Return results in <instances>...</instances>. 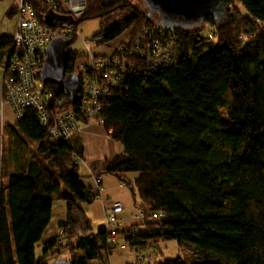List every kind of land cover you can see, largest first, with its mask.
I'll return each mask as SVG.
<instances>
[{
    "label": "trees",
    "instance_id": "trees-1",
    "mask_svg": "<svg viewBox=\"0 0 264 264\" xmlns=\"http://www.w3.org/2000/svg\"><path fill=\"white\" fill-rule=\"evenodd\" d=\"M27 1L42 23L43 1ZM235 2L237 8L225 9L219 23L206 17L197 29L168 31L174 50L168 65L152 66L130 54L143 31L156 24L139 0H84L71 24L70 43L77 23L98 19L99 31L88 39L92 49L118 38L122 48L114 57L135 63L129 77L97 102L98 122L121 153L89 173L113 176L141 214V226L123 235L136 254L133 264H145L149 254L144 251L167 240L188 244L195 257L157 264H264V0ZM11 14L12 7L5 15ZM204 27L205 36L200 34ZM10 38L0 34L1 66ZM75 53L67 49L64 73H75L81 59ZM141 70L144 76L136 74ZM43 87L60 110L72 109L59 86ZM12 133L35 142V153L55 179L36 196V162L29 161L24 173L1 176L0 264H47L45 259L64 245L69 252L63 260L72 264L101 257L107 262L106 235L90 232L81 207L96 196L71 161L72 155L81 160V147L72 140L76 134L66 142H50L29 108L15 120ZM127 173L136 174L131 183ZM52 196L64 205V219L56 226L63 245L53 238L35 259L34 245L48 222ZM157 210L162 217L153 219Z\"/></svg>",
    "mask_w": 264,
    "mask_h": 264
},
{
    "label": "built area",
    "instance_id": "built-area-1",
    "mask_svg": "<svg viewBox=\"0 0 264 264\" xmlns=\"http://www.w3.org/2000/svg\"><path fill=\"white\" fill-rule=\"evenodd\" d=\"M49 9L58 15L71 16L76 20L84 9V0H42ZM14 28L10 35V44L6 50L0 70V102L10 107L14 120L22 116L25 108H29L36 116L39 125L46 130L52 143L66 142L71 135L77 134L80 126L99 121L97 118L98 100L116 90L129 77L134 61L117 59L115 53L120 52L122 44H116L108 55H98L92 52V45L84 41L80 57L75 64V74L79 89L72 109L60 110L59 103L47 104L49 92L39 80V72L44 59V51L49 40L54 36L66 37L72 32L71 24L63 27H48L37 20V13L27 0H13ZM44 13V12H43ZM41 14V18L42 15ZM76 33V31H75ZM168 30L157 24L143 31L141 37L131 48L130 54L143 58L152 66L168 65L174 58L172 40ZM135 63H133L134 65ZM134 71V70H133ZM137 75L146 74L143 70ZM53 107L51 110H49ZM74 164L80 159L72 155ZM122 206L118 201L108 202L102 210L103 231L106 244L111 247L119 234L118 215ZM139 217L141 214L138 212ZM162 217L157 210L152 218Z\"/></svg>",
    "mask_w": 264,
    "mask_h": 264
},
{
    "label": "crops",
    "instance_id": "crops-1",
    "mask_svg": "<svg viewBox=\"0 0 264 264\" xmlns=\"http://www.w3.org/2000/svg\"><path fill=\"white\" fill-rule=\"evenodd\" d=\"M12 5L13 2L8 5V9ZM8 17H13V15L11 14ZM92 52H94L93 49ZM14 125L15 120L10 107L8 104L0 102V166L2 179L10 174L24 173L26 164L29 162L22 159L19 160V162L13 163L14 153L11 148L15 144V141L18 140L17 138L21 137L12 133ZM72 140L81 147V161L78 163L80 180L85 187L89 188L91 194H95L96 196L90 204H83L81 206L89 220V226L100 220L102 222L100 230H103V207L110 201H118L122 206V210L118 215L120 222L119 234L117 235L114 246L109 251V256L105 264L135 263L136 254L128 250L123 240V235L131 228L140 227L142 221L138 215V211L132 205L131 197L127 188L119 184L117 180L109 174H101L97 178L89 176L91 169L100 166L104 160L121 153L119 144L107 136L106 131L97 121H91L80 126L76 137ZM5 154H7V156H5ZM22 161H26V164H23ZM38 168L39 172L33 180V194L41 196V187L46 184L48 180H51L50 174L52 170L40 167L39 165ZM40 175L41 179L38 181ZM135 175V173L126 174L129 183L132 182ZM63 219L64 210L62 208L60 210V207L57 205L56 211L54 212L53 199L51 197L48 222L40 233L38 241L34 245L33 253L35 259L39 256V254L35 255V248H40L41 250L43 244L48 243L53 239V236L46 240L43 238L44 231L48 227L50 221L53 220L57 225L61 223ZM61 241H64V239L62 238L60 242ZM74 241V239L71 240V243ZM155 261L157 262L158 260L155 259Z\"/></svg>",
    "mask_w": 264,
    "mask_h": 264
},
{
    "label": "water",
    "instance_id": "water-1",
    "mask_svg": "<svg viewBox=\"0 0 264 264\" xmlns=\"http://www.w3.org/2000/svg\"><path fill=\"white\" fill-rule=\"evenodd\" d=\"M146 11V17L165 27L173 29H197L206 17H211L214 23H219L225 16V9L221 0H139ZM75 20L68 15H58L45 10L42 23L48 27H63ZM70 40L66 37L54 36L46 45L44 59L39 72V80L44 83L55 84L61 88L62 95L68 105H73L79 89L78 78L73 73H64V61ZM50 106L51 98H47ZM48 264H72L71 261L60 258Z\"/></svg>",
    "mask_w": 264,
    "mask_h": 264
},
{
    "label": "rangeland",
    "instance_id": "rangeland-1",
    "mask_svg": "<svg viewBox=\"0 0 264 264\" xmlns=\"http://www.w3.org/2000/svg\"><path fill=\"white\" fill-rule=\"evenodd\" d=\"M12 2L13 0H0V34L10 35L13 31L14 18L8 17L5 15L8 9V5ZM132 2L135 3V1H132ZM223 6H224V9H230V10L237 8V4L235 0H231L230 3H228L227 5H223ZM115 18H118V16H116ZM99 23L100 22L98 19H89V20H84V21L77 23L75 26L76 36L74 40L68 45V49L73 52H81L84 46V41L88 43L89 42L88 39L93 34L99 31ZM200 34L205 36L206 27H204L200 31ZM241 36L242 34H239V37H238L239 40H241L242 38ZM117 42H118V38L113 39L106 44H97L93 47V50L94 52H97L99 54L108 55L114 48L118 47L116 45ZM0 67H1V64H0ZM219 112L222 116H224L223 109H220ZM17 139L18 140L15 141V144L11 148L12 152L14 153L13 163L19 162V160L25 159L26 161H34L40 167L45 168L42 156L37 155L35 153V150H34L35 142L31 140H26L22 137H18ZM5 156H7V154H5ZM26 161H22V163L26 164ZM50 176L52 180L55 179L53 170L51 171ZM38 178H39L38 179L39 181L41 179V175ZM0 180H1V166H0ZM52 199H53L54 212L56 211L57 205L60 207V210L61 208L64 210V205L62 201L55 199L54 196H52ZM54 204H57V205H54ZM56 226H57L56 223L53 220H51L43 234V238H45V240L53 236L56 242H60L62 237L59 235L60 231L59 230L57 231ZM101 226H102V222L100 220L96 221L95 223H92L90 226V232L94 233L95 231L100 230ZM60 244L63 245V241H61ZM114 244L110 247V249L114 246ZM68 252H69L68 246L64 245L59 250L58 254H55L54 256H49L48 258L45 259V262L48 264L49 262L57 258L66 259L68 257ZM144 252L146 254L150 253L149 255L146 256L145 264H157L155 259L163 260V259H173L175 257H179V258L185 257V258L191 259L195 257L194 249L191 246L185 243L178 244L174 240L164 241L162 243H159L157 247L151 248V250H145ZM39 253H40V248H35V255H38ZM103 259L104 258L101 257V259L91 261L90 264H105V261H103Z\"/></svg>",
    "mask_w": 264,
    "mask_h": 264
}]
</instances>
